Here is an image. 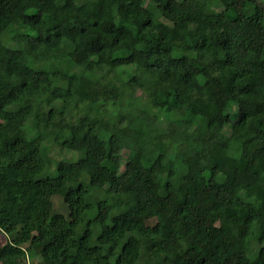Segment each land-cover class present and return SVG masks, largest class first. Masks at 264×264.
<instances>
[{"label": "trees", "instance_id": "16d2710c", "mask_svg": "<svg viewBox=\"0 0 264 264\" xmlns=\"http://www.w3.org/2000/svg\"><path fill=\"white\" fill-rule=\"evenodd\" d=\"M0 264H264V0H0Z\"/></svg>", "mask_w": 264, "mask_h": 264}, {"label": "rangeland", "instance_id": "374dc122", "mask_svg": "<svg viewBox=\"0 0 264 264\" xmlns=\"http://www.w3.org/2000/svg\"><path fill=\"white\" fill-rule=\"evenodd\" d=\"M9 47H11V48H19L20 46L17 43H14L12 41L11 43H9ZM87 76L92 78V75L89 74V73L87 74ZM204 125L205 124L202 125V128H204ZM222 140L224 142L225 139L223 138ZM124 155L126 156L127 152H125ZM52 156L55 159H57V160H70V159H72L74 157L72 154H66L65 155V154H58V152H53ZM244 179L250 184L253 183V178L248 173H246L244 175ZM184 189L187 192H192V188L190 186L185 185ZM52 201H53L55 212H58V213H66L67 212V209H66V206L64 204L63 198L58 197V196L57 197H53ZM29 260H30V262H32V261H40V258H39L38 255L34 254V252H30Z\"/></svg>", "mask_w": 264, "mask_h": 264}]
</instances>
